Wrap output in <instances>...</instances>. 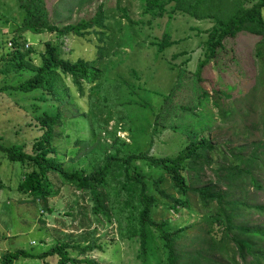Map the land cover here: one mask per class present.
<instances>
[{"label":"rangeland","instance_id":"374dc122","mask_svg":"<svg viewBox=\"0 0 264 264\" xmlns=\"http://www.w3.org/2000/svg\"><path fill=\"white\" fill-rule=\"evenodd\" d=\"M161 1L167 2L166 9L159 17L154 18L145 11L146 0H44V6L48 9L50 20L61 23L76 22L81 18L88 19L93 17L97 10L103 9L108 25V36L120 42L117 46L118 52L110 56L114 63L109 61V57L102 58L107 66L105 76L118 87L119 102L125 97L122 93L123 80L127 78L138 82L131 76L133 69L140 75L141 83L158 93L154 94L157 112L162 106V96L170 94L175 89L173 96L166 102V108L170 111L164 113V119L154 140L145 137L141 144L143 148L140 149L144 151L145 147L151 145V151L155 155H175L183 146L182 141L187 142V135L180 131V128L185 127L183 121L189 120L187 126L190 129L196 127V131L199 132L198 121L204 119L211 123L212 127L209 129L205 127L206 130L202 133L210 136L215 150L207 160L199 162L200 170L197 176L196 171L192 170H186L184 173L190 181L195 180L191 185L193 187L203 182L225 189L229 182L226 178L228 156L251 155L254 150L253 143L264 142V133L253 125L259 114H253L242 122L238 119L232 120L229 124L223 122L219 109L214 105V95L217 92L218 100L224 107H234L238 100L244 99L249 93L256 79L264 72V55L257 54L258 40L261 36L241 32L236 38L227 39L225 47L219 50L217 56L209 59L199 70L200 62L205 57L207 32L213 21L195 19L181 12L169 14L174 2ZM255 1L248 0L245 5L250 6ZM123 9L127 12H123ZM22 17L23 12L19 9L17 0H0V143L25 144L26 150L30 151L34 139L42 133L29 100L31 96L38 95L39 90L25 92L16 87L19 86L18 83L31 77L34 71L30 68H15L17 61L15 58L12 60L16 51L12 44L13 39L21 35L19 45L23 51L31 49L29 56L35 57L33 60L35 64L39 63L48 40L54 44L59 43L63 55L69 59H96V64H99L97 59L99 54L97 35L94 31L84 36L70 33L64 37H57L54 32L48 31L39 34L29 30L20 31L18 28L22 24ZM165 39L174 42L173 45L158 52L157 45L152 43ZM222 50L226 51L221 53ZM65 85L70 97L72 98L73 94L76 98L75 111L70 114L71 118L68 117L63 127H56V132H60L56 137L58 154L66 169L90 171L93 168L94 157L89 153L90 149L101 141L111 142L112 138H105V131L100 133L101 138L91 137L88 110L92 103L95 107L99 106L96 98L93 100L90 98L91 84L84 83L83 95L79 94L71 77H66ZM204 91L209 92V97L203 96ZM260 92L262 91L255 90L257 104L261 101ZM191 109L196 110L194 118L189 114ZM115 124L116 116L109 121L107 128L114 130ZM121 125L120 123L116 135L131 144L130 132L122 130ZM81 138L88 141L89 145H76L75 139ZM218 143L220 144L217 147ZM241 168L245 169L247 165L241 164ZM252 170L261 186L257 187L253 179L247 177L234 186L231 194L246 199L244 202L249 204V207L242 211L245 212L241 217L244 223L251 226L264 225V211L255 207L264 205V169L259 167ZM23 173L21 163L12 162L0 152V182L5 186L0 188V255L7 250L19 248L42 253L62 240L84 245L89 242L88 239H83V236H87L90 239L97 238V242L103 240L120 243V246L107 245L104 252L98 250L90 252V255L99 262L142 264L141 260L136 258L139 249L137 243L121 237L134 227L130 217L136 210L137 196L130 189L129 183L125 185L119 181L116 184L112 179H107L112 200H115L117 207L120 203L123 207L121 221L113 217L107 220L92 211L93 201L89 193L65 183L55 174L51 175L50 186L58 188V193L47 199L46 206L49 210L44 208V202L27 198L17 190ZM163 185L168 193L177 195L168 180ZM156 192L158 204L154 208L157 210L154 218L168 219L170 230L185 226V236L178 240V248L184 247L189 251L192 239L206 227L205 219L213 212V207L204 208L202 200L200 201L196 193L188 191L190 206H181L174 211L163 203L170 199ZM163 206L168 208L165 210ZM70 253L73 254L75 251ZM216 256H222L219 260H225L227 253L223 251ZM48 261L55 264L57 257L54 255ZM14 264L46 263L39 258L20 257Z\"/></svg>","mask_w":264,"mask_h":264},{"label":"trees","instance_id":"16d2710c","mask_svg":"<svg viewBox=\"0 0 264 264\" xmlns=\"http://www.w3.org/2000/svg\"><path fill=\"white\" fill-rule=\"evenodd\" d=\"M17 1L19 9L23 12L22 24L18 30H29L38 34L45 31L54 32L57 37H64L70 33L84 36L94 31L97 35L99 54L97 58L99 64H96V59H69L63 55L59 43L54 44L48 40L45 43V50L40 55L39 63L35 64L33 62L35 57L29 56L31 49L23 51L19 45L21 35L13 39L12 44L16 51L12 60L15 58L17 61L15 68H30L34 71L31 77L18 83L19 86L16 87L25 92L39 90V94L31 96L29 100L35 112V119L42 129V133L34 139L30 151L26 150L25 144L0 143V152L12 162L21 163L24 168L23 177L17 186L20 194L35 201L41 200L44 202L43 207L48 209L47 199L58 193V188L54 189L50 186L51 175L55 174L65 183L89 193L93 201L92 211L96 215L107 220L113 217L121 221L123 207L121 203L117 207L115 200H112L108 191V180L112 179L116 184L119 181L124 182L125 185L129 183L130 189L137 196L136 210L130 217L134 227L121 237L137 243L139 249L136 258L140 259L142 264H264V225L251 226L244 223L241 217L245 212L242 211L246 210L249 204L244 202L246 199L231 194L234 186L247 177H251L257 187L261 186L255 179L252 169L259 167L264 169V142L260 144L254 142V150L249 156H228L226 178L229 182L225 189L203 182L196 187L191 186L195 180L190 181L184 171H196L197 176L200 170L199 162L207 160L215 150L210 136L202 133L206 130L205 127L208 129L212 127L211 123L200 119L198 132L196 127L190 129L187 126L189 120H184L185 127L180 128V131L187 135V142L182 141L183 146L175 155H155L151 151V145L142 151L140 147L144 138L154 140L159 125L164 119V113L170 111L166 108V102L173 96L175 89L170 94L162 96V106L157 112L154 94L158 95V93L141 83L140 75L133 69L131 76L138 82L123 78L122 93L125 97L119 102L117 85H113L111 79L105 76L107 66L104 59L106 57L110 59L111 54L118 52L117 46L120 42L108 36V25L103 9L97 10L95 15L88 19L81 18L76 22L61 23L50 20L44 0ZM170 1H173L174 5L169 14L181 12L195 19L213 21L212 27L207 32L205 57L200 62L199 70L209 59L217 56L219 50L225 47L227 39H234L241 32L261 36L258 40L257 54L264 55V0H256L250 6L245 5L248 0ZM166 4L167 2L161 0H146L145 11L152 18L159 17L166 9ZM123 12L127 10L123 9ZM129 21L135 24L134 21L130 19ZM166 34L168 35V32ZM173 43L165 39L152 44L157 45L158 52H162ZM225 51L222 50L221 53ZM109 61L114 63L111 59ZM66 77H71L80 95L84 93V83L91 84L90 98L91 100L96 98L99 104L95 107L92 103L88 110L89 114L87 113L91 137L101 138L100 133L105 131V138H112L111 142L105 140L92 146L89 153L94 157L93 168L90 171L66 169L58 154L56 137L60 132H56V127H63L68 117L71 118L70 114L75 111L76 98L73 94L71 98L68 93L65 85ZM175 87L178 88V85ZM255 90L262 91L259 105L256 102ZM209 95L208 91H204L205 98ZM214 96V105L219 109L223 122L229 124L235 119L242 122L253 114H259L253 125L255 124L264 133V72L256 79L244 99L238 100L234 107H224L218 100L217 92ZM191 110L189 114L193 118L196 117V110ZM114 116H116L115 129L110 130L107 125ZM120 123L122 130L130 132L131 144L116 135ZM74 142L76 145H89V142L82 138L75 139ZM241 164H246L247 168H241ZM166 180L177 195L166 191L163 185ZM4 187L0 182V188ZM156 191L170 199L163 203L174 211L181 206H190L188 191L196 193L200 201L202 200L204 208L213 207V212L205 219L206 227L196 235L195 239H192V247L189 251L184 247L178 248V240L185 236V226L170 230L168 219L154 218L157 211L154 208L158 204ZM255 207L264 211V205H255ZM163 208L166 210L168 207L163 206ZM127 218L128 216L126 220ZM83 239H88L89 242L83 245L62 240L42 253H34L24 248L7 250L0 255V264H14V261L20 257L39 258L44 263L51 264L48 259L54 255L57 257L55 264H110L99 262L90 255V252L94 250L104 252L107 245L120 246V243L115 241L97 242L98 239L95 237L90 239L83 236ZM70 250L75 253L71 254L70 252L73 251ZM223 251L227 253V261L219 260L223 255L216 256Z\"/></svg>","mask_w":264,"mask_h":264}]
</instances>
